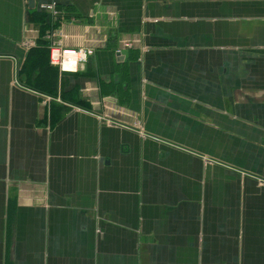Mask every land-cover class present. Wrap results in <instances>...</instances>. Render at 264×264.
Masks as SVG:
<instances>
[{"label": "crops", "instance_id": "0c3cea01", "mask_svg": "<svg viewBox=\"0 0 264 264\" xmlns=\"http://www.w3.org/2000/svg\"><path fill=\"white\" fill-rule=\"evenodd\" d=\"M55 31L95 49L83 72L50 64ZM188 117L222 145L141 136ZM260 181L264 0H0V264H264Z\"/></svg>", "mask_w": 264, "mask_h": 264}, {"label": "built area", "instance_id": "2783aa9c", "mask_svg": "<svg viewBox=\"0 0 264 264\" xmlns=\"http://www.w3.org/2000/svg\"><path fill=\"white\" fill-rule=\"evenodd\" d=\"M40 8L44 12L53 15L55 19H61L60 14L57 12L56 4L42 5ZM56 36H62L61 32H50L44 37L50 49V64L58 68L62 74H78L83 72L89 59L94 56L95 49L93 47L65 48L63 41L55 40ZM16 84L20 85L18 81H16ZM111 124H114V122H111ZM259 183L264 184L263 181Z\"/></svg>", "mask_w": 264, "mask_h": 264}, {"label": "rangeland", "instance_id": "374dc122", "mask_svg": "<svg viewBox=\"0 0 264 264\" xmlns=\"http://www.w3.org/2000/svg\"><path fill=\"white\" fill-rule=\"evenodd\" d=\"M52 94L56 95L57 93H56V91H54ZM191 120H193V119H190L188 117V121L183 123L181 131L177 130V132L174 131L173 136L171 134L169 135V137H171V136L173 137L171 140H169L170 142L164 141L163 139H160V138H158L152 134L147 135L146 133H143V132H140V133H141V136L144 138L149 137V141L151 143L160 144V145H167V147H169V148L171 147L173 149H175L176 145H178V144L179 145L204 146V145L208 144V141H210V139H208V138L213 139L214 143H216L218 145H222V143L218 142L219 140H217V141L215 140V138L217 139V136L220 137L221 135H218V134L213 135V133L208 135L207 127L204 124H198L195 127H191V124H190ZM138 127H133V128L135 130L136 129L138 130L139 129ZM221 148H222V146H221ZM189 152H192V150H189ZM199 152L193 151V155H195L201 159L204 167H209L211 165H217V163H219L216 159L214 160L213 158L206 156L205 153L202 154V152L201 153H199ZM238 172H241V171H238Z\"/></svg>", "mask_w": 264, "mask_h": 264}, {"label": "trees", "instance_id": "16d2710c", "mask_svg": "<svg viewBox=\"0 0 264 264\" xmlns=\"http://www.w3.org/2000/svg\"><path fill=\"white\" fill-rule=\"evenodd\" d=\"M60 20L61 19H57L56 21H60ZM39 41H41L40 43H43V44L47 43L44 38L39 39ZM40 46L38 45V47H40V48L38 50H36V55H35L36 57H39V59L36 60L34 58L33 60H30L28 62V65H27V69L30 71V75L32 74V72L34 73L35 70L42 72V78H40V80H39L40 81L39 86H42V88L45 87L52 94L57 89L58 71L56 69L52 68L51 65L46 64V58H45V52H46L45 47L46 46L41 45V44H40ZM32 62H33V64H32ZM50 74L52 75L51 78L49 76ZM40 90H41V88H40ZM43 91H45V90L42 89L41 92H43Z\"/></svg>", "mask_w": 264, "mask_h": 264}, {"label": "water", "instance_id": "95a60500", "mask_svg": "<svg viewBox=\"0 0 264 264\" xmlns=\"http://www.w3.org/2000/svg\"><path fill=\"white\" fill-rule=\"evenodd\" d=\"M31 4L34 2V0H30ZM118 57H128V51H123L122 53H119Z\"/></svg>", "mask_w": 264, "mask_h": 264}]
</instances>
